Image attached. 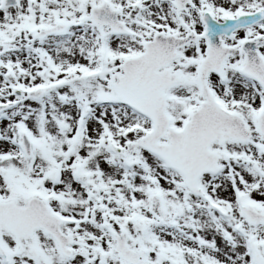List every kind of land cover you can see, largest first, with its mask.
Instances as JSON below:
<instances>
[{
    "label": "snow or ice",
    "instance_id": "obj_1",
    "mask_svg": "<svg viewBox=\"0 0 264 264\" xmlns=\"http://www.w3.org/2000/svg\"><path fill=\"white\" fill-rule=\"evenodd\" d=\"M0 264H264V0H0Z\"/></svg>",
    "mask_w": 264,
    "mask_h": 264
}]
</instances>
